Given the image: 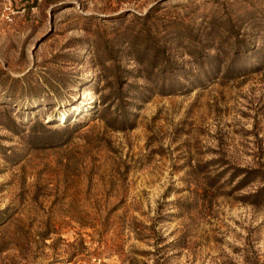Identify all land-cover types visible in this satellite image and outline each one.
<instances>
[{"label": "rangeland", "instance_id": "obj_1", "mask_svg": "<svg viewBox=\"0 0 264 264\" xmlns=\"http://www.w3.org/2000/svg\"><path fill=\"white\" fill-rule=\"evenodd\" d=\"M0 264H264V0H0Z\"/></svg>", "mask_w": 264, "mask_h": 264}, {"label": "built area", "instance_id": "obj_2", "mask_svg": "<svg viewBox=\"0 0 264 264\" xmlns=\"http://www.w3.org/2000/svg\"><path fill=\"white\" fill-rule=\"evenodd\" d=\"M7 18H8V16H7Z\"/></svg>", "mask_w": 264, "mask_h": 264}]
</instances>
